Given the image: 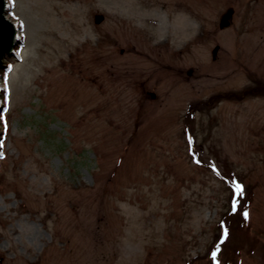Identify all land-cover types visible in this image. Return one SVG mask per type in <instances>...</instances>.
Returning <instances> with one entry per match:
<instances>
[{
	"label": "rangeland",
	"instance_id": "1",
	"mask_svg": "<svg viewBox=\"0 0 264 264\" xmlns=\"http://www.w3.org/2000/svg\"><path fill=\"white\" fill-rule=\"evenodd\" d=\"M6 16L1 264H264V0Z\"/></svg>",
	"mask_w": 264,
	"mask_h": 264
},
{
	"label": "water",
	"instance_id": "2",
	"mask_svg": "<svg viewBox=\"0 0 264 264\" xmlns=\"http://www.w3.org/2000/svg\"><path fill=\"white\" fill-rule=\"evenodd\" d=\"M7 0H0V71L6 69L7 64L5 60L10 58H17L15 47L20 42V38L17 35V27L14 23L6 16ZM233 9H229L221 18L220 27L225 28L231 24V17L233 16ZM103 19L102 15L96 17V22H100ZM220 46L217 45L212 53L216 57ZM192 74V70L189 71ZM1 77V73H0ZM152 97H155V93H151ZM2 106L0 104V112ZM2 259H0V264Z\"/></svg>",
	"mask_w": 264,
	"mask_h": 264
},
{
	"label": "trees",
	"instance_id": "3",
	"mask_svg": "<svg viewBox=\"0 0 264 264\" xmlns=\"http://www.w3.org/2000/svg\"><path fill=\"white\" fill-rule=\"evenodd\" d=\"M0 73L2 75H4V70H1ZM234 192H236V191L234 190ZM236 193H237V197L236 198H238L241 195V192H236ZM238 202H240V201L235 200V202H234V206L236 207V209H239Z\"/></svg>",
	"mask_w": 264,
	"mask_h": 264
},
{
	"label": "snow or ice",
	"instance_id": "4",
	"mask_svg": "<svg viewBox=\"0 0 264 264\" xmlns=\"http://www.w3.org/2000/svg\"><path fill=\"white\" fill-rule=\"evenodd\" d=\"M237 191H238V192L242 191L241 186H239V185L237 186ZM244 215H245V218H247V215H248V214L245 213ZM225 235H226V233H225ZM213 256H215V253H213Z\"/></svg>",
	"mask_w": 264,
	"mask_h": 264
},
{
	"label": "bare ground",
	"instance_id": "5",
	"mask_svg": "<svg viewBox=\"0 0 264 264\" xmlns=\"http://www.w3.org/2000/svg\"><path fill=\"white\" fill-rule=\"evenodd\" d=\"M189 16H187V18H188ZM189 19V18H188ZM189 23V22H188Z\"/></svg>",
	"mask_w": 264,
	"mask_h": 264
},
{
	"label": "flooded vegetation",
	"instance_id": "6",
	"mask_svg": "<svg viewBox=\"0 0 264 264\" xmlns=\"http://www.w3.org/2000/svg\"><path fill=\"white\" fill-rule=\"evenodd\" d=\"M122 52H124L123 49H122Z\"/></svg>",
	"mask_w": 264,
	"mask_h": 264
}]
</instances>
